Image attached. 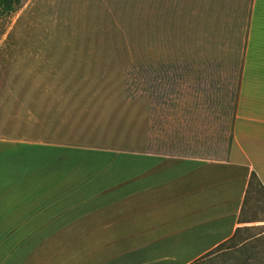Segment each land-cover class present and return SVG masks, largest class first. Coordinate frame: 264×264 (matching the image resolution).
<instances>
[{
    "label": "rangeland",
    "instance_id": "374dc122",
    "mask_svg": "<svg viewBox=\"0 0 264 264\" xmlns=\"http://www.w3.org/2000/svg\"><path fill=\"white\" fill-rule=\"evenodd\" d=\"M248 14L249 0H19L0 14V137L80 147L100 163L223 157ZM239 220L188 264H264L255 183Z\"/></svg>",
    "mask_w": 264,
    "mask_h": 264
},
{
    "label": "crops",
    "instance_id": "0c3cea01",
    "mask_svg": "<svg viewBox=\"0 0 264 264\" xmlns=\"http://www.w3.org/2000/svg\"><path fill=\"white\" fill-rule=\"evenodd\" d=\"M93 153L0 137V264H188L230 238L251 172L264 191V0H249L223 157Z\"/></svg>",
    "mask_w": 264,
    "mask_h": 264
},
{
    "label": "trees",
    "instance_id": "16d2710c",
    "mask_svg": "<svg viewBox=\"0 0 264 264\" xmlns=\"http://www.w3.org/2000/svg\"><path fill=\"white\" fill-rule=\"evenodd\" d=\"M18 2L19 0H0V14H8L9 12L13 11L16 8ZM253 183L257 184L261 189H263L256 175L251 172L247 183L246 194H248L250 191Z\"/></svg>",
    "mask_w": 264,
    "mask_h": 264
}]
</instances>
